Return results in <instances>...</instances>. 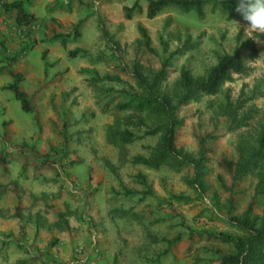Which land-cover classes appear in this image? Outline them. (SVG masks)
Wrapping results in <instances>:
<instances>
[{
  "label": "rangeland",
  "instance_id": "374dc122",
  "mask_svg": "<svg viewBox=\"0 0 264 264\" xmlns=\"http://www.w3.org/2000/svg\"><path fill=\"white\" fill-rule=\"evenodd\" d=\"M205 1L206 5L203 7L201 18H197L193 13L180 14L174 10H166L149 22L144 20L148 26L145 31L149 34V42L154 49V54L136 45L135 41L139 40V37L134 25L130 27H124L121 23L114 25L119 36V40H114L105 30L108 22L98 19L97 30L100 33V28H102L107 37L102 38L100 34L98 41L88 47L82 57L88 65L98 63L96 66L99 68L100 75L117 76L120 83H112L111 87L97 84L96 87L91 88L84 79L85 86L88 88L87 104H94L99 111L103 105L111 109L115 104L126 100L132 92L140 94L128 74L119 70L121 66L129 68L136 61L142 73L145 74L147 70H158L160 63L166 61V79L160 84L159 92L169 95L178 81L180 68L184 67L189 70L193 77L202 76L219 56L232 51L238 33L243 39H251L244 30L247 23L236 8L211 10L210 3L213 0ZM142 3L145 5V1ZM127 4L131 6L132 0H128ZM91 24L90 22L88 27L82 30L80 43H85L93 36ZM0 26L6 27V32L0 33V128L6 131L12 121L15 127L22 130L21 135H26L30 130L35 129L37 112L33 110L32 113H23L12 93L4 87L11 82L9 72L17 71L19 64L18 66L28 75L29 90H32L37 85L35 76L36 69L38 70L41 65L39 60L41 51L38 47H34L28 51L26 56L20 58L15 63L16 65L8 66L16 62L23 51L33 47L37 40H45L50 36L51 31L56 32V30L54 24L50 22L39 29V33L35 35L32 31H26L25 28L17 29L14 24L10 23V18L3 17L1 7ZM57 31L59 32V29ZM35 36H39V39ZM254 44L259 56L254 62L247 64L249 70L245 75L234 76L232 82L224 84L215 96H203L179 110V117L183 118V124L176 131L175 148L180 149L188 159H196L197 141L204 139L206 153L204 161L198 168L197 178L200 184L197 188L198 194L184 181L194 176L190 166L177 170L162 167L157 171L145 168L142 171H136L129 163L130 158L142 150L148 154L149 151L144 149L145 147L140 149L134 143L104 148L96 145L100 142L96 127L103 124L104 120L112 122L113 125L115 120L117 122L114 125L120 129L123 127L122 122L127 113H107L102 117L105 119L98 122L94 121V115L89 113L90 108H88V113L83 118H78L69 111L74 104L73 101L70 103L67 100L71 95V90L68 89L58 90V95L57 93L50 95V101L46 103L47 108L50 109L48 127L52 133L60 135V140L62 138L64 141H60V144L55 145L56 147L49 142L50 147L37 161L33 159L36 151L30 145L32 144L31 139L27 145L19 141L11 146L0 138V145L3 147L0 151V177L8 175V169H10L8 165L13 158L11 155L21 153L24 157H29L25 158V161L31 163L33 174L41 166L54 171L53 178H90V175H98L99 178H106L105 176L114 179L127 178L130 190L134 188L138 190V196L123 195L122 185L118 184L119 180L114 188H111L115 205L120 203L119 206L127 210L123 212L127 224L124 229H118L115 235H106L96 213L93 218L86 217L95 224L88 231L82 247L73 251L71 260L78 264H90L87 260L97 245L102 248L97 257L106 253L105 257L103 256L105 263L99 262V258H93L92 261L99 262V264L108 263L107 258H110L111 253L114 256V264H218V255L231 254L232 247L221 244L217 240L207 239L200 234L223 232L238 235L223 223L226 219L224 206H226L228 197L223 187L229 188L231 180L222 169L221 162L236 159L235 147L237 145H244L246 150L255 149L257 136L264 125V43L258 44L254 41ZM66 48L67 46L64 47ZM164 49L165 51H162ZM79 61L78 58H67L70 67L78 65ZM87 76L89 77V74ZM54 79V88L64 81L63 78ZM108 89L113 91H106ZM119 90L125 93L119 94L117 92ZM25 94L34 109H37L39 105L33 103L35 99L31 98V94L28 92ZM45 94L46 91L42 93V96ZM36 101L40 100L36 99ZM43 107L42 104L40 108ZM42 110L39 111L40 117ZM232 112H235L234 120L231 119ZM140 116L148 127L156 124L157 120L153 115L143 113ZM4 119L10 121L1 125ZM238 122L243 126L238 127L240 124ZM71 125L74 131L69 133L66 128ZM78 128L81 131H77ZM130 130L136 135L142 132L141 130ZM157 141V136L144 138L148 147L154 146ZM86 161L93 167H88L83 171L79 166ZM66 167L76 169L78 174L75 177L67 174ZM12 171L19 172L16 167H13ZM23 173L19 172L18 176L21 177ZM137 173L145 177L149 184L148 187L144 188L138 184L134 177ZM34 176L35 174L33 178ZM253 184L252 176H246L235 184L231 194V214L242 215L252 202L248 216L258 224L264 212V195L253 197ZM147 188L151 190V194L141 195L140 192L146 191ZM120 192H122L121 197L118 198L117 194ZM175 197L182 199L176 201L173 199ZM139 198L142 199L139 201ZM42 203L46 204L43 200ZM40 211L44 214L41 215ZM57 216L55 212L50 213V207L44 205L38 213L34 214V219L36 224L45 228L50 225L51 220L56 219L57 221ZM62 221L61 216L60 222ZM92 235L95 239L94 244L90 242ZM78 256L81 257L78 258Z\"/></svg>",
  "mask_w": 264,
  "mask_h": 264
},
{
  "label": "crops",
  "instance_id": "0c3cea01",
  "mask_svg": "<svg viewBox=\"0 0 264 264\" xmlns=\"http://www.w3.org/2000/svg\"><path fill=\"white\" fill-rule=\"evenodd\" d=\"M17 1L21 2L22 9L34 18V22L28 26L16 27L14 24L15 11L4 12L2 9L3 4ZM127 1L128 0H0L3 17L10 18V23L14 24L17 29L25 28L26 31H32V34L35 35L39 33V29H42L43 26H47L50 22L54 24L56 30V32L51 31L50 36L45 40H37L33 47H29L28 50L23 51L20 56H18L17 61L10 63L8 66L11 67L17 63L20 58L26 56L28 51L32 50L34 47H38V50L41 51L39 53L41 65L38 70L36 69L37 73L35 76L37 85H35L32 90H29L30 83H28V75L24 72L25 70H22V68L18 66L19 64L17 65V71H11L13 74L20 73L22 76L21 81L18 83L20 91L25 92L26 90L28 94H31V98L35 99V101L32 100L33 103L39 105L37 109L33 107V110L37 112L35 129L30 130L26 135H21L22 130L15 127L12 121L4 119L1 125L7 123L6 121H10V125L7 127L6 131H2L0 128V138L4 139L11 146L16 145L19 141L27 145L31 139L30 142H32V144L30 145L34 147L36 151L33 159L39 161L38 158L46 153L47 148L50 147L48 144L49 142L52 143L53 147L60 144V141L62 142V138L60 140L61 136L52 133L51 129L48 127L47 120L49 118L48 114L50 113V109L47 108L46 103L50 101V95L52 96L55 93L58 95L59 91L64 89L71 90V95L67 100L68 102L73 101L74 106H71L69 111L73 112L75 116L83 118L84 115L88 113L87 109L90 108L89 113L94 115V121L101 122L105 119L102 117L106 116L107 113H101L94 104H87L88 99L86 93L88 88L85 86L83 80L85 79L86 82V78H89L87 76L88 74L89 76L98 74V77L105 76L106 74L100 75L98 72L99 68L96 66L98 63L88 65L84 61L82 55L88 47L93 45L100 38V33L96 27L98 19L108 22L105 30L114 40H119L114 26L118 23H121L124 27L134 25L135 30L137 25L147 29L148 26L145 21L149 22L151 20H147L144 17L146 2L144 5L142 3L144 0H138V5L141 9L140 13L136 14L133 12L131 19L125 20L122 7H131L127 4ZM133 1L134 0H132V3ZM90 22L92 23L90 26L93 27V36L85 41V43H80L82 39V30L88 27ZM78 23H80L77 29L79 37L75 41H70L65 45L67 46V50L62 48L57 42L49 41L52 33H70L72 28ZM56 27L59 29V32ZM5 32L6 27L0 26V33L4 34ZM147 36L149 38V34H147ZM134 37L136 38V34H134ZM35 38L39 39V36H35ZM72 50H79V53L74 58H78L80 61L78 65L70 67L67 63V52ZM60 64L63 65L60 66ZM54 78H63L64 81L59 83L57 88H54ZM99 84H105L104 87H111L110 84L112 83L101 82ZM44 91H46V94L42 96ZM40 96H42L41 99ZM36 99H39L41 102L36 101ZM42 104L44 107L40 108ZM41 109L43 110L41 111L40 117L39 111ZM2 110L4 111V109ZM105 121L106 120H104L103 124L96 127L99 137L98 141H100L97 142L96 145H100L103 148L112 147V145L106 144L104 140V129L112 125V122ZM101 125L103 127H101ZM66 131L69 133L74 131L73 126L67 127ZM77 131H81V129L78 128ZM144 138L145 137L135 140L132 143L136 144L140 149L141 147H147L148 144L144 142ZM2 149L3 147L0 145V151ZM136 155H140L144 158L148 156L143 150L133 156ZM133 156H131V158ZM11 157L13 158L10 165H8L10 167V169H8V175L0 177V186L5 188V191L0 192V264H78V262L76 263L71 260L73 257L72 254L74 250H79L82 247V242L86 236H88V231L95 224L94 221L92 222V220L88 219L90 217L93 218L94 213H96V216L100 219L102 230L106 235L112 234L113 236L118 229H124V226H126L127 223H125L123 212L127 210L119 206L120 203L115 205L114 198L112 197L114 193L111 192V188H114L116 182L119 180L118 184L120 183L122 185L123 195L132 197L138 196V190L136 188L130 190L127 178L114 179L107 178V176H105L106 178H99L98 175H90V178H53L54 171L52 172L50 169L41 166L34 173L35 176L33 178V167L31 163L25 161L26 157H24L23 154H12ZM130 165L133 166L136 171H142L144 169V167L139 165ZM13 167H16V169L18 168L20 173L24 172L21 177L18 176L19 172L14 173L12 171ZM88 167H93L88 161L79 166L83 171ZM65 170L67 174H71L73 177L78 174L77 170H73V168L66 167ZM100 174H102V172H100ZM131 180L135 179L131 178ZM128 188L129 191L133 193L127 194L126 190ZM122 192L117 194L118 198L121 197ZM134 192H136V194ZM141 199L139 198V201ZM144 199L145 197L142 201ZM42 200L45 201L46 204H43ZM44 205L50 207V213L55 212L58 216H62V223L60 220L56 221V219H53L50 225L45 228H41L36 224L37 222L34 219V214L38 213ZM40 214L43 215L44 213L40 211ZM63 222L66 223L67 229L63 227ZM100 250H102V248L99 245H97V247L95 246L94 251L90 256L88 255L89 258L88 256L85 258V261L88 258L87 261L90 264H99V262L105 263L103 256L106 255V253H102V258L97 257L100 254ZM109 255L110 258H107L108 263L106 264H114V256L112 253ZM80 257L81 256H78V258ZM93 258H99V262H93Z\"/></svg>",
  "mask_w": 264,
  "mask_h": 264
},
{
  "label": "trees",
  "instance_id": "16d2710c",
  "mask_svg": "<svg viewBox=\"0 0 264 264\" xmlns=\"http://www.w3.org/2000/svg\"><path fill=\"white\" fill-rule=\"evenodd\" d=\"M146 2L144 17L152 20L166 10H174L180 14L193 13L197 18L203 16V7L206 5L205 0H144ZM211 10H222L226 7L236 8L237 0L228 2L222 0H213L210 3ZM4 12L15 11L14 24L16 27L28 26L34 22L32 15L27 14L22 9L21 2H13L3 4ZM141 11L138 0H134L131 7H122L123 17L130 20L132 13L139 14ZM76 24L67 34L52 33L49 41L57 42L62 48L70 41H75L78 37V26ZM136 31L139 40L135 43L138 47H143L148 53L154 54L150 46L149 38L143 27L137 25ZM102 38H106V33L100 28ZM264 40V37L261 38ZM113 53V48L111 49ZM162 51H165L162 50ZM79 50L67 52L68 58H74ZM259 56V52L255 47L254 41L249 38L243 39L241 34L236 36V43L229 54H223L216 59V62L210 66L202 76L193 77L189 70L182 67L179 70L178 81L175 87L170 91L169 95L159 92V86L166 79V61L160 63L158 70H147L142 73L140 66L134 61L129 68L121 66L119 70L127 73L131 78L140 94L132 92L123 102L115 104L111 109L106 105L100 107L101 113H127L122 122V128H117V121H113V125L105 128V143L112 146H124L131 144L133 141L143 137H158V141L153 147H145L149 151L146 158L136 155L130 159V164L139 165L147 170L157 171L162 167L171 170H177L184 166H190L193 170V178L185 179V184L198 194V168L205 159L206 149L204 148V139H199L198 153L196 159H188L180 149L174 146L176 131L183 124V118L179 117V110L190 103L196 102L203 96H215L221 87L226 83H231L234 76H243L249 70L247 64L254 62ZM43 59V53H42ZM117 70V69H116ZM118 70V71H119ZM11 82L4 87L5 90L12 93L13 98L18 102L19 108L23 113H32L33 106L28 97L20 91L18 83L22 76L19 73L13 74L9 72ZM89 87L94 88L101 82L120 83L117 76L105 75L98 77L95 74L86 78ZM108 92L113 90L108 89ZM124 94L125 91H117ZM108 103V102H107ZM108 105V104H107ZM146 113L153 115L157 120L156 124L148 127L141 118V114ZM235 112H232L231 119H235ZM114 116V114H113ZM264 118V113H263ZM240 123V122H238ZM243 126L239 124L238 127ZM141 130L140 135H136L132 130ZM64 141V139H62ZM236 159L222 160L221 167L230 177L231 185L229 188L223 187L228 193L226 199L225 213L226 219L224 225L233 229L238 235L227 234L223 232H204L207 239L217 240L221 244L230 245L232 247L231 254L218 255V264H264V212L258 224L249 218L252 202L247 206L245 213L242 215H232L231 194L235 184L246 176H252L254 180L252 188V196L264 195V125L261 128L257 139L256 148L246 150L244 145L235 147ZM135 179L138 184L144 188L148 187L145 177L137 173ZM5 188L0 186V192ZM127 194L133 193L126 190ZM136 194V192H134ZM141 195H150L149 188L140 192ZM141 199V198H140ZM176 201L181 197L173 198ZM61 220V216H58ZM63 227L67 229L66 223ZM167 243H171L166 241Z\"/></svg>",
  "mask_w": 264,
  "mask_h": 264
},
{
  "label": "clouds",
  "instance_id": "9594fccd",
  "mask_svg": "<svg viewBox=\"0 0 264 264\" xmlns=\"http://www.w3.org/2000/svg\"><path fill=\"white\" fill-rule=\"evenodd\" d=\"M236 11L247 23L244 28L256 43H264V0H237ZM236 22V21H235ZM239 27L241 25L236 22Z\"/></svg>",
  "mask_w": 264,
  "mask_h": 264
},
{
  "label": "built area",
  "instance_id": "2783aa9c",
  "mask_svg": "<svg viewBox=\"0 0 264 264\" xmlns=\"http://www.w3.org/2000/svg\"><path fill=\"white\" fill-rule=\"evenodd\" d=\"M90 242H91V244L95 243V239H94L93 235L90 237Z\"/></svg>",
  "mask_w": 264,
  "mask_h": 264
}]
</instances>
